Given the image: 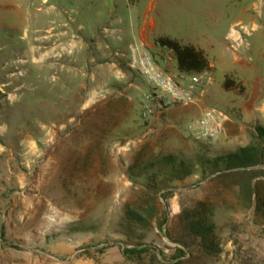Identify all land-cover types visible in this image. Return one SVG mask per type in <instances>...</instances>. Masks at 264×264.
<instances>
[{
	"label": "rangeland",
	"instance_id": "1",
	"mask_svg": "<svg viewBox=\"0 0 264 264\" xmlns=\"http://www.w3.org/2000/svg\"><path fill=\"white\" fill-rule=\"evenodd\" d=\"M122 1L0 0V105L15 104L17 93L27 98L16 105L27 107L3 112L14 111L11 126L31 131L9 132L0 140L13 146L24 137L36 139L38 182L30 189L15 182L18 174L28 175L20 155L12 161L13 173L0 165V264H133L122 249L135 241L163 250L168 259L174 254L175 244L157 229L130 227L128 237L124 208L144 192L132 182L130 167L154 154L193 156L197 142L185 123L171 120L169 109L141 117L151 87L137 72L132 74L138 89L131 90L125 78L111 84L122 95L93 88L91 59L100 48L125 51L127 62L130 43L144 48L131 18L137 23L150 0L132 8ZM152 2L155 35L194 47L213 45L209 58L216 70L197 91L206 96L202 109L214 107L227 119L221 136L200 142L210 144L213 154L251 142L254 127H264V0ZM104 25L114 31L103 36ZM231 28L238 36L226 39ZM226 75L243 93L222 89ZM200 179L195 174L175 183L166 201L159 196L167 225H178L182 202L214 200ZM22 190L31 193L27 199L36 202L35 212H22ZM225 197L229 205L210 214L221 251L187 253L183 264H264L263 213L243 208L229 192ZM148 258L143 255L145 264Z\"/></svg>",
	"mask_w": 264,
	"mask_h": 264
},
{
	"label": "trees",
	"instance_id": "2",
	"mask_svg": "<svg viewBox=\"0 0 264 264\" xmlns=\"http://www.w3.org/2000/svg\"><path fill=\"white\" fill-rule=\"evenodd\" d=\"M157 44L171 52L178 70L190 74L212 73L207 56L192 45L182 44L169 37H159ZM222 89L242 92L230 76H224ZM197 142V153L193 156L184 154H154L142 161L135 160L130 167L129 176L134 184L139 183L144 192L132 204L124 208V219L130 227H140L148 231L164 232L167 239L175 244L171 246L173 256L166 257L163 250H158L145 242H131L122 249V254L133 264H145L143 255H148V264H183L188 253L193 256H214L220 252L215 233V223L210 214L218 209L224 210L229 203L225 193L241 203L243 208L264 215V127L256 125L253 140L235 150L213 154L210 144ZM199 174L200 181L214 192V200H202L195 203H181V212L176 217L178 225H167V211L159 206V196L166 201L173 194L175 183L187 177ZM140 182H137L138 179ZM167 205V204H166ZM254 223L257 221L254 219ZM1 232V237H2ZM158 253L161 259L158 258Z\"/></svg>",
	"mask_w": 264,
	"mask_h": 264
},
{
	"label": "crops",
	"instance_id": "3",
	"mask_svg": "<svg viewBox=\"0 0 264 264\" xmlns=\"http://www.w3.org/2000/svg\"><path fill=\"white\" fill-rule=\"evenodd\" d=\"M153 0H150L146 6L145 11L142 13L141 18H136L138 22L134 23V17L131 18V22L133 23V29L135 35H137L139 42L142 47L146 48L153 56L154 58L161 64L165 65L164 59L167 56V51L160 47L156 40L159 37H169L171 39H174L173 37H170L166 34H159L155 35V31L157 29L156 26V20L153 17L149 16V12L153 9ZM127 7L128 6H134L137 5L139 0H123L122 1ZM130 6V7H131ZM131 7V8H132ZM117 14V13H115ZM113 16L114 20L118 21L120 20L119 15ZM109 22L108 24H110ZM114 31V27H110V25H104L102 32L104 33L103 36H105V33H112ZM238 36V32L231 28L230 31H228L226 39L228 38H236ZM98 37V34H97ZM121 38V37H120ZM176 40V39H175ZM132 45V43L129 44V46ZM128 46V48H129ZM197 49H200L204 52V54L207 56L211 66L214 68V71L210 74H213L216 70L215 63L210 60L209 55L213 52V45L211 43H204L202 45L198 44ZM32 48H29V52H31ZM125 51H113L110 52L107 50V46L100 48V52L96 53L94 58H92V61H95L94 64V73H92V79L94 81V91L98 92H106L109 95L117 96L122 95L121 91H118L116 87H113L111 84L115 83L116 80L125 78L127 81V86L135 87L138 89L137 80L133 76L132 73H135L136 71L131 69L128 66V57H126ZM126 61V62H125ZM143 82V81H142ZM132 90V88H130ZM129 89V90H130ZM128 95V94H127ZM91 99V98H89ZM206 100V96L204 94H200L197 96L196 100L192 104L188 105H176L174 107L169 108V112L171 115L172 121H177L181 123H187L190 120L195 119L199 114L201 113L202 106L204 104V101ZM16 103L12 104L14 105L12 107L3 104L0 105V135L4 137L9 132H25L30 133L29 128H17L15 126H11V124L8 122V119H11L14 117L15 113L12 111L13 109H18L21 105L26 106L27 104H19V106H16L17 103H20V101H27V98H23L22 95L19 93L16 94L15 100ZM28 103V102H27ZM11 108V111L3 112V108ZM35 124V122H34ZM33 124V125H34ZM17 139V138H16ZM18 155L23 160V163L27 165L28 167V175L18 174L16 176L15 182L18 183L20 187H25L28 185V189L31 187H36L38 185L36 176L37 171L35 169L36 167V155H37V143L36 139L33 137L28 136V138L24 137L23 139L17 140L16 143L12 145L5 144L0 140V165L3 164L4 169L8 173L14 172V166L12 165V161H17L19 158ZM3 159L4 162H3ZM16 169V168H15ZM14 180L10 179V183ZM22 189V188H21ZM22 197V212L24 213H32L35 212L36 202L30 201L27 199L28 195H31L30 192H26L25 190H22L20 193ZM37 193H33V196H37ZM15 204V203H14ZM1 212H4L3 209L0 208ZM22 223H27L28 220H21ZM2 222L0 224V228L2 227ZM25 225V224H23Z\"/></svg>",
	"mask_w": 264,
	"mask_h": 264
},
{
	"label": "built area",
	"instance_id": "4",
	"mask_svg": "<svg viewBox=\"0 0 264 264\" xmlns=\"http://www.w3.org/2000/svg\"><path fill=\"white\" fill-rule=\"evenodd\" d=\"M167 51L161 65L145 48L130 45L131 58L129 67L135 70L151 89L143 95L146 102L141 111V117L162 113L176 105H188L195 102L204 84V77L209 73L190 74L178 70L171 52ZM227 116L221 110L207 107L199 116L186 123V133L197 140H214L223 134V125Z\"/></svg>",
	"mask_w": 264,
	"mask_h": 264
},
{
	"label": "bare ground",
	"instance_id": "5",
	"mask_svg": "<svg viewBox=\"0 0 264 264\" xmlns=\"http://www.w3.org/2000/svg\"><path fill=\"white\" fill-rule=\"evenodd\" d=\"M175 206H176V204H175Z\"/></svg>",
	"mask_w": 264,
	"mask_h": 264
},
{
	"label": "water",
	"instance_id": "6",
	"mask_svg": "<svg viewBox=\"0 0 264 264\" xmlns=\"http://www.w3.org/2000/svg\"><path fill=\"white\" fill-rule=\"evenodd\" d=\"M108 244V243H107Z\"/></svg>",
	"mask_w": 264,
	"mask_h": 264
}]
</instances>
